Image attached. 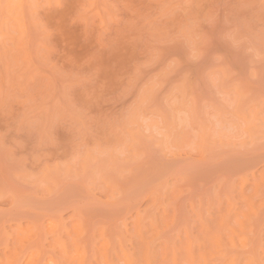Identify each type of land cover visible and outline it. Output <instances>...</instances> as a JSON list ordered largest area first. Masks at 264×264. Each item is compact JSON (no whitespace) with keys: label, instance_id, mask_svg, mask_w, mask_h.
<instances>
[{"label":"rangeland","instance_id":"obj_1","mask_svg":"<svg viewBox=\"0 0 264 264\" xmlns=\"http://www.w3.org/2000/svg\"><path fill=\"white\" fill-rule=\"evenodd\" d=\"M0 264H264V0H0Z\"/></svg>","mask_w":264,"mask_h":264}]
</instances>
